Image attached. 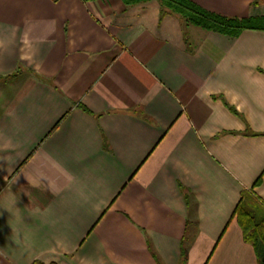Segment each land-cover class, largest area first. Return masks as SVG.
Instances as JSON below:
<instances>
[{
  "label": "crops",
  "instance_id": "crops-1",
  "mask_svg": "<svg viewBox=\"0 0 264 264\" xmlns=\"http://www.w3.org/2000/svg\"><path fill=\"white\" fill-rule=\"evenodd\" d=\"M0 0V264H259L264 0Z\"/></svg>",
  "mask_w": 264,
  "mask_h": 264
},
{
  "label": "trees",
  "instance_id": "trees-1",
  "mask_svg": "<svg viewBox=\"0 0 264 264\" xmlns=\"http://www.w3.org/2000/svg\"><path fill=\"white\" fill-rule=\"evenodd\" d=\"M127 5L138 4L148 0H123ZM161 14L166 9L180 12L187 21L205 29L217 30L236 35L240 30L251 26L249 19L225 17L208 10L189 0H159ZM175 9H174V8ZM233 214L236 215L245 241L252 244L259 259L264 264V200L253 195H243L236 205ZM186 249H181V262L186 264ZM39 264H56L54 262Z\"/></svg>",
  "mask_w": 264,
  "mask_h": 264
},
{
  "label": "rangeland",
  "instance_id": "rangeland-1",
  "mask_svg": "<svg viewBox=\"0 0 264 264\" xmlns=\"http://www.w3.org/2000/svg\"><path fill=\"white\" fill-rule=\"evenodd\" d=\"M174 8V7H173ZM175 9V8H174ZM164 10L165 11H172L173 13H175V14H178V15H180L181 16V14H180V12H177V11H175V10H172V9H166V7L164 8ZM183 17V16H182ZM185 19V18H184ZM185 21H186V23H189L188 21H187V19H185ZM189 24H191V23H189ZM192 25V24H191Z\"/></svg>",
  "mask_w": 264,
  "mask_h": 264
}]
</instances>
